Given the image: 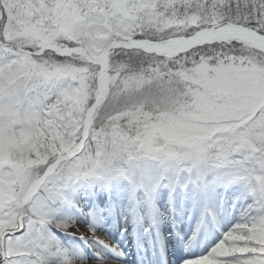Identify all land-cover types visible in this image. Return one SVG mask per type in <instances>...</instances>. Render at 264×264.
<instances>
[{
	"label": "snow or ice",
	"instance_id": "obj_1",
	"mask_svg": "<svg viewBox=\"0 0 264 264\" xmlns=\"http://www.w3.org/2000/svg\"><path fill=\"white\" fill-rule=\"evenodd\" d=\"M133 147L257 182L181 264H264V0H0V264H112L50 204Z\"/></svg>",
	"mask_w": 264,
	"mask_h": 264
},
{
	"label": "bare ground",
	"instance_id": "obj_2",
	"mask_svg": "<svg viewBox=\"0 0 264 264\" xmlns=\"http://www.w3.org/2000/svg\"><path fill=\"white\" fill-rule=\"evenodd\" d=\"M196 167L197 162L195 160L192 168L187 171L190 173L188 176V180L190 182H186L185 184L184 182L183 184L178 182L175 186V190L180 194L187 196L191 204V208L186 210L185 215L183 216L187 217V219L183 221V225L186 227L185 230L188 231V233L185 235V238L187 235H190V238L188 239V241H190L194 239L196 234L197 244L191 254L204 251L206 246H210V242L214 237L222 235L228 228L231 227L232 224L244 219L243 216H234V211L236 207L245 205V203L240 204V202L237 201L238 193H233L234 200L230 199L227 194V189L224 188L220 183L209 185L202 194L196 190L197 195H193L192 191L195 189L194 182L196 183L198 181V175L195 171ZM171 168L169 170L166 168L165 170L166 174L163 178L166 181L170 179L172 173ZM143 186L146 189H150V186H147L145 183ZM106 187L107 185L105 182H94L91 177H88L86 182H82L80 185H78L77 189L73 193L70 218L84 223L86 226L93 228L98 233H102L103 239L101 242H97L95 245H89V247H95L101 260H111L112 264H122L118 262L121 257L113 249V247L116 248V245L109 242V240L113 239V236L110 234L111 232H107V228H109L107 224V213L109 208L107 204L108 199L105 192ZM157 202V208L163 209V213H158L157 216L166 223H169V225L175 223V212L171 210L173 206H175V203L161 201ZM149 206H151V204H140L139 211L141 214L138 216H133L131 223V225L135 226L138 231L144 233V237L146 238L150 236L151 231L149 230L152 220L151 215H149L147 222L145 223L142 216L145 210H148ZM81 207L88 209L86 214H79V209ZM228 216H231V218L228 219ZM144 224H149V226L146 225L143 230L142 228ZM170 239H173V235ZM124 244L125 242L120 243V246H123ZM194 244L195 243L190 246H193ZM171 248L172 250L174 249L172 245ZM124 249L129 252L130 250H135L136 237L131 236L127 244L124 245ZM174 251L175 250H173V253ZM176 264H179V262Z\"/></svg>",
	"mask_w": 264,
	"mask_h": 264
},
{
	"label": "rangeland",
	"instance_id": "obj_3",
	"mask_svg": "<svg viewBox=\"0 0 264 264\" xmlns=\"http://www.w3.org/2000/svg\"><path fill=\"white\" fill-rule=\"evenodd\" d=\"M141 150L143 149H140L139 147L131 148L127 153L124 154V156L120 160L116 162L115 167L110 173L115 178L125 176V181H126L127 179L130 178L132 179V176L134 175L133 172H138L139 174L142 173L149 174L151 172L156 171L158 167H165L169 170L171 167L174 168L179 162L181 163L182 171H185L186 169L189 170L191 168L193 160H196L198 162L197 166L199 165V167H196V173L202 175L203 174L202 168L206 170L202 164H205V161L207 159H210L214 165H211L209 167L208 176H210L211 179H215V178L223 179L227 176V174H229L230 171L229 165L227 163H230V165L232 166L230 161H224L222 159H218L211 152H202L197 150L196 148L189 149L188 150L189 154L185 155L183 160L181 159L180 156H169L160 153H149L145 150L140 152ZM131 152L133 155H131ZM206 154H210V155H206ZM184 161H190V163L185 164ZM234 174H235V170H234ZM88 177H91V175L88 176L82 175L70 179L67 183H63V182L58 183L56 188L55 198L51 201L50 204L51 211L56 215H62L61 212H59V209L61 208L66 214L65 218L71 219L70 210L72 207L73 193L77 189L78 185H80L82 182L87 181ZM92 177L94 179L99 177L102 180L106 179L108 181L109 173L102 175H92ZM200 177L201 176H199V178ZM235 182H242V180L235 179ZM252 186H253L252 183H250V187ZM255 189L257 191L259 190L257 182L255 183ZM256 190L254 191V194L257 199L258 192ZM137 200L140 201L141 198H137ZM55 205H57V207Z\"/></svg>",
	"mask_w": 264,
	"mask_h": 264
},
{
	"label": "trees",
	"instance_id": "obj_4",
	"mask_svg": "<svg viewBox=\"0 0 264 264\" xmlns=\"http://www.w3.org/2000/svg\"><path fill=\"white\" fill-rule=\"evenodd\" d=\"M142 151H143V150H141L140 152H142ZM136 154H137V153H136ZM131 155H133L132 152H131ZM208 155H210V154H208ZM129 156H130V155H129ZM129 156H128V157H129ZM182 157L184 158L185 155H182Z\"/></svg>",
	"mask_w": 264,
	"mask_h": 264
}]
</instances>
